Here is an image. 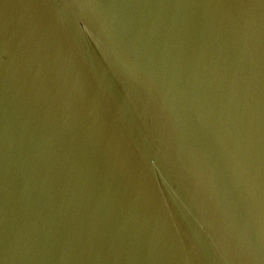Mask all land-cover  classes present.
<instances>
[{
    "label": "water",
    "instance_id": "95a60500",
    "mask_svg": "<svg viewBox=\"0 0 264 264\" xmlns=\"http://www.w3.org/2000/svg\"><path fill=\"white\" fill-rule=\"evenodd\" d=\"M0 264H264V0H0Z\"/></svg>",
    "mask_w": 264,
    "mask_h": 264
}]
</instances>
